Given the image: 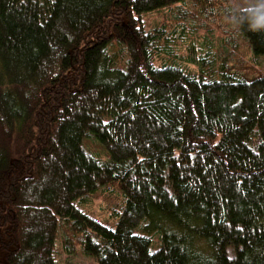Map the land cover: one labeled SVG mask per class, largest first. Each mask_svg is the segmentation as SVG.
Wrapping results in <instances>:
<instances>
[{
    "label": "trees",
    "instance_id": "obj_1",
    "mask_svg": "<svg viewBox=\"0 0 264 264\" xmlns=\"http://www.w3.org/2000/svg\"><path fill=\"white\" fill-rule=\"evenodd\" d=\"M226 1L0 0V264H264V73L174 56L190 6L264 57Z\"/></svg>",
    "mask_w": 264,
    "mask_h": 264
},
{
    "label": "rangeland",
    "instance_id": "obj_2",
    "mask_svg": "<svg viewBox=\"0 0 264 264\" xmlns=\"http://www.w3.org/2000/svg\"><path fill=\"white\" fill-rule=\"evenodd\" d=\"M227 3H231V0H227ZM222 3H219V5ZM192 14L184 18L186 22L193 20L196 24H192L196 30L190 28L189 25L185 27L184 41L177 44H170V48L174 46V56L185 58L186 62L193 64L191 60L195 58L199 60L200 57L207 55H212V58L215 60L218 59V56L227 58L228 65L234 67L239 73H246L247 77H252L258 74L264 73V57H253L250 53L249 46L243 43H239L235 48L225 47L222 45V40L224 34L218 29L217 25L214 23L210 31H205L202 26V22L207 19V15L203 12L193 9L188 6ZM196 16L194 19H191L190 16ZM224 14L219 15V22L217 24L225 23ZM209 18V17H208ZM224 19V20H223ZM181 20L178 16L175 15L173 10H162L158 13H154L148 17V24L151 27H156L162 24H165L167 28L174 27L176 30L177 26L180 24ZM211 22V20L209 21ZM179 27V26H178ZM245 41V40H244ZM227 55V56H226ZM197 62V61H195ZM191 68L190 66H188ZM195 67L198 68V65L195 63ZM83 148L86 154L93 155L94 152L100 154L101 146L97 142L89 139L83 141ZM96 155V154H95ZM94 157V156H93ZM115 196L106 197L105 195L97 194L91 201L89 205L90 215L95 218H104V207L107 204H112L116 202ZM58 264H97L93 259L79 255V256H70L67 257L59 251L57 255Z\"/></svg>",
    "mask_w": 264,
    "mask_h": 264
},
{
    "label": "clouds",
    "instance_id": "obj_3",
    "mask_svg": "<svg viewBox=\"0 0 264 264\" xmlns=\"http://www.w3.org/2000/svg\"><path fill=\"white\" fill-rule=\"evenodd\" d=\"M226 19L237 30L264 33V0H231Z\"/></svg>",
    "mask_w": 264,
    "mask_h": 264
}]
</instances>
